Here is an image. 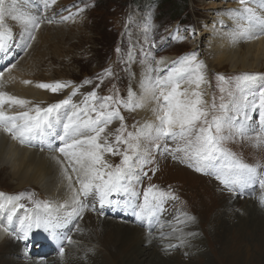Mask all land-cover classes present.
<instances>
[{
	"label": "rangeland",
	"instance_id": "374dc122",
	"mask_svg": "<svg viewBox=\"0 0 264 264\" xmlns=\"http://www.w3.org/2000/svg\"><path fill=\"white\" fill-rule=\"evenodd\" d=\"M12 1L13 0H7L8 3ZM231 1L236 2V0H188L185 3L187 4L186 7L182 10L178 9V5L175 3L176 0H165V2H163V0H62L60 4L58 3L57 5L48 7L51 16L45 15V17L52 19V24H61L64 26L63 29H61L62 27L51 26L52 28L49 27L51 30L46 31V33L42 35L38 33L39 29L36 30L34 33L35 39L30 41L31 46L27 48H25L27 35L23 32L24 28L22 27V23L14 21L8 16L5 22L6 25L11 28L12 35L6 40V43L9 46L8 48H10L9 53L15 52L16 55L15 58L0 65V73L9 74L13 77L14 70L11 65L17 64L19 59L23 56L27 57L28 54H32L31 56H33V50L37 46L34 56L31 58L30 55H28V58L33 64L39 62L37 65L38 68L35 67L33 69L35 72L32 73V76L35 77L36 80L29 78H25V80H32L33 83L38 84L41 82L55 81L72 82L69 87L57 93L46 90L50 95L49 97H51V101L49 100L48 105L68 97L72 92L73 86H79V91L75 96H72V100L75 104H81L85 94L94 89L100 97L112 95L127 99L128 88L129 85H131V78L133 76L132 73L135 74L142 70L143 65L148 64V62L154 63L158 58H162L166 54H173L176 57L175 60H178L188 54L195 53L198 54L196 60L203 63L202 71L206 78L204 86L209 85V94L211 95H209V104H211L214 98L218 107L222 102L221 96L223 95V102L230 106L229 114H235L233 101H235V104H239L242 107L243 95L247 94L246 91L242 93L237 89L236 78L244 73L259 74V76L264 77V68L262 70L241 69L235 71L229 69L228 66L218 68L213 61L210 60V55L212 54L211 52L209 53L208 43L206 41V38L209 37L206 29L216 24L213 22L216 20L213 14H217L219 9L225 11L231 10L228 5V2ZM252 1L256 4V8L261 6L264 7V0ZM9 5L10 4H6V6L12 10V14H24L21 13V11H23L22 7L17 6L14 8L11 6L9 7ZM222 5L224 8L221 7ZM77 9H82V11L74 15L72 19H61V17L68 16L70 12L75 14ZM45 22H47V19H45ZM254 30L258 33L262 32L259 26L254 28L253 31ZM260 35L264 36V34ZM257 36L259 37V35ZM117 49H119V51H117ZM43 51L45 52L43 53ZM6 52L7 51L3 52V55ZM24 53L26 55H23ZM36 55L39 57V61L33 60ZM42 56H45L43 61ZM131 59H134V61L132 62ZM26 61H28V59L25 60V65L28 63ZM28 65L32 66L31 63ZM106 69H111L112 74L110 76L104 75V70ZM6 71L7 73H5ZM154 71L158 74L157 69ZM138 75L139 74H137V77ZM221 75L229 81L222 85L226 89L224 93L220 91L221 81L219 80V76ZM22 77L24 79V76ZM0 78H3V76H0ZM86 79L90 80L91 83H83ZM7 83L11 82L8 81ZM97 85H99V87H97ZM262 85L264 86V79H258L257 86ZM232 86L234 88H232ZM201 89H203V87H201ZM234 90H236L235 96H229L228 91L233 93L235 92ZM255 90L256 89H253V91ZM230 97L232 98L231 100H229ZM40 100L46 102V96L45 99L40 98ZM40 106L43 107L44 104H40ZM143 107L144 106L137 107L131 110L124 107L120 108V113L124 117L123 123L128 132H135L137 129L144 126L142 123V118L145 113ZM216 112L220 111L217 110ZM250 114L254 117L256 116L255 113L250 112ZM153 118L156 119V114L153 115ZM256 124H258V122ZM120 126L121 121L116 119L112 130L107 131V137H111L112 134L114 137L113 140L109 142L115 141L116 130L120 128ZM248 128V135L251 139L236 138L227 140L224 146L243 162L251 165H259L260 171L264 172V143H261L259 147L255 146L252 151L248 145L249 141L255 140L256 133H262V136H264V132L257 127L254 129L251 123L248 125ZM148 131V129L145 130V137L141 139V145L146 141V143L143 144L145 146L144 151H139L140 155L134 154L133 159L135 161L137 156L141 159V162H139V169L136 167L135 171L132 170L133 174L137 173L133 178L140 176L141 182L131 186L135 189L138 188L137 191L141 193L142 197L143 190L150 185L151 180L157 179L166 185H170V183L175 184L177 187L171 186L170 190L178 191V194L176 195L177 199H168L163 205L164 212L156 216V220L164 221L167 219L166 229L161 233H155V228L159 229V222L157 221L153 223L148 220H144L142 223L133 221L130 224H135L150 235L151 238H154L157 245H159L160 248L162 247L161 249L157 248L161 253H177L172 258L176 263L244 264L249 257L251 263L264 264V188H261L259 183L256 182L236 186L233 191H229L214 175L196 172L193 167L188 166V162H182L179 159L174 160L170 154L157 152L155 148H150L149 146L153 141L148 137ZM163 143H165V141H163L162 144ZM167 143L171 147L176 146L172 141H167ZM124 147V145H120L121 149ZM149 150L151 151L150 156L148 155ZM106 154L108 156H104V160L107 161V163L114 166L121 163V155ZM245 154L248 156L247 158L243 157ZM159 155L160 157L162 156V161ZM145 159L149 162L144 163ZM163 162L164 165L162 167ZM182 165L185 166L188 171L181 168ZM153 170H155L154 174ZM143 172H147V176H143ZM8 176L9 172L7 169H0V189L12 192L15 183L12 177ZM74 186L77 188L79 187V185L75 183ZM23 187H21L23 190L17 189L18 194L25 200V202L24 200L22 202L23 207L26 206L32 209L33 201H35L36 198L39 199V195L40 197L42 196L39 201H42L44 197L47 198V195L44 192L42 193L41 189L37 188L35 185H26ZM26 191L27 194L31 196V200L28 198L29 196L26 197ZM46 201L51 202L49 199ZM86 202L88 203V201ZM52 204L54 205L56 203ZM55 206L56 211L59 204ZM66 208L59 207L57 213L65 215L64 212ZM27 211L29 212V210ZM84 212L85 214H95L90 207L86 208ZM185 213L195 219L186 225L178 224L177 217L183 220ZM87 218H89L93 224V233L95 235L98 231V217L95 218L89 215ZM53 219L55 221L56 217ZM85 221L83 223H85ZM65 228L64 231L66 236H71L72 238L71 243L67 240L55 241L49 232L41 228L40 231L36 233V238L32 242L28 241V245L36 241L32 244V247H34L33 256H29V253H31L30 250H28V253L26 252V247L23 248V251H25L26 255L31 259L25 257L23 254H14L15 256L17 255V260L22 261L23 258H26L23 259L22 263L18 264H25L27 259H33L31 262L32 264H59L60 258L63 257L65 258H63L62 262L66 261V264H68V260L71 258L70 254L74 251L70 250L69 252V247L78 243L75 237L78 231L75 222L70 223L69 226ZM181 230L184 232L183 234L180 233ZM223 230L225 231L223 232ZM55 231L58 230L55 229ZM7 233L9 234L6 240L7 244L0 246V264H12L7 255L4 256L5 250L10 249L9 246L14 244L19 243L23 246L22 243H24L23 240L17 238L19 231L17 233L14 231H9ZM169 236L170 241L167 239ZM182 237H185V240L178 241ZM95 240L96 241H93L92 244L98 247L101 246L102 248L103 246L100 243L99 236H97ZM168 241L171 242V246H162L169 243ZM57 243L64 244L61 246L64 248L63 255L58 254L60 253L59 249L54 247ZM187 245L189 246L190 252L187 251ZM198 252L204 253L200 256H196V259L194 256V260H192L190 258L192 254L198 255ZM104 253L107 254V251L105 250ZM167 257L169 258L170 256ZM35 260L38 262H33ZM104 261L106 260L104 259ZM146 263L147 260L142 264ZM115 264H117V262H115ZM129 264L140 263L135 260H129Z\"/></svg>",
	"mask_w": 264,
	"mask_h": 264
},
{
	"label": "snow or ice",
	"instance_id": "6c2138e0",
	"mask_svg": "<svg viewBox=\"0 0 264 264\" xmlns=\"http://www.w3.org/2000/svg\"><path fill=\"white\" fill-rule=\"evenodd\" d=\"M52 2L54 3L55 0ZM44 3L47 7L49 0H44ZM239 3L242 6L240 19L243 26L237 35L251 40L259 34H264V16L258 15L253 8L248 7V0H239ZM81 11L82 9H77L75 14L70 12L61 19H72ZM8 16L24 25L23 32L27 35L25 48L31 46L30 41L35 39V31L41 27L45 19L48 23L53 22L52 19L42 15L12 14V10L6 6V0H0V50L5 49V42L12 34L11 28L5 22ZM257 26L262 32L253 31ZM202 69L203 63L198 62L196 54L192 53L173 61L165 76L152 77L149 74L144 81V91L155 101L156 106L153 111L156 114V122L146 124L135 132L127 131L123 123L124 117L120 113L121 107L131 110L143 106L142 100L137 99L131 89L127 99L112 95L100 97L94 89L85 94L81 104H75L72 96L77 94L79 86H73L71 94L63 100L47 107L37 104L27 111L15 114H8L4 110V105L24 107L29 101L0 91V132L10 136L12 140L18 141L21 145H31L37 140L44 144L54 125L61 128L55 135V139L60 142L59 146L56 149H53L51 143L47 146L50 150L61 154L53 158L61 165L72 193L71 210L62 218L57 216L55 223L53 213L56 206L48 201H33V208L20 221L17 238L27 240L33 228H42L49 232L53 239H58L60 237L54 229L59 223H70L75 218L81 217L84 210L89 207L96 211L97 205L103 209L113 203H120L114 201L112 197L121 194L125 197L123 207L131 208L137 219L141 221H151L158 213L162 214L164 203L168 199H177L174 193L161 190L156 185H148L143 190L141 198V193L131 186L133 179L136 183L141 182V177L133 178L131 171L134 154L139 153L141 149V139L145 135V129L149 130L147 135L153 141L150 148L170 154L174 160L188 162V166L193 167L196 172L214 175L229 191H233L236 186L256 182L264 188V172L260 171V166L243 162L224 146L227 140L251 139L248 135L250 123L258 122L259 128L264 132V86H257V80L264 77L259 74L244 73L236 78L237 89L242 93L246 91L247 94L243 95L242 107L233 101L235 114H229L230 106L223 102V95L218 107L214 98L211 104L204 99V93L200 90L201 85L206 82ZM111 74V69L104 70V75ZM219 80L220 91L224 93L226 89L222 85L228 83V80L222 75L219 76ZM83 83H91V81L86 79ZM182 83H187L190 88L192 85L195 87L191 90L182 88ZM71 84L72 82L62 81L41 82L37 87L57 93ZM228 95L233 96V93L228 91ZM68 109L71 110L61 114V110ZM217 110L222 115H216ZM250 112L255 113L256 116L254 117ZM115 119L121 121V126L116 130L115 141L109 142L102 134ZM159 141L165 143H158ZM167 141H172L176 146L171 147ZM261 143H264V136L256 133L254 146L259 147ZM120 145L125 147L121 149ZM105 153L121 155V163L115 166L107 163L104 160ZM148 155H151L150 150ZM61 156L67 160V166ZM148 162L145 159L144 163ZM69 168L76 173L75 184L79 185L78 188L73 184ZM143 176H147V172H143ZM28 198L31 200L30 195ZM89 198L91 204L86 203ZM60 207L68 206L65 204ZM194 219L185 213L183 220L177 217V223L186 225ZM9 227H11V217H9ZM9 227H5L4 230L7 232ZM64 239L69 243L72 242L71 236ZM59 251L63 255L64 248L61 247Z\"/></svg>",
	"mask_w": 264,
	"mask_h": 264
},
{
	"label": "bare ground",
	"instance_id": "6f19581e",
	"mask_svg": "<svg viewBox=\"0 0 264 264\" xmlns=\"http://www.w3.org/2000/svg\"><path fill=\"white\" fill-rule=\"evenodd\" d=\"M61 1L62 0H55V2L53 3L52 0H49L47 7L45 6L44 0H13L11 3H8L6 0V4H10L9 7L11 6L14 8H16L17 6L22 7L23 11H21V13H24L25 15H33V16L42 15L45 17V15H50L49 14L50 10H48V7H52L53 5H57L58 3L60 4ZM231 2H228L229 8H231V10L225 11L223 9H219L217 14H213L214 17L216 18V20L213 22L216 24L211 25V27L206 29L207 34L209 35V37L206 38V41L208 43L207 45L209 48V53L211 52L212 54L210 55V60H212L213 63L218 68L228 66L229 69H232L235 71L241 70V69L243 70H255V69L260 70L261 69L262 70L264 68V36L259 34V37L256 36L254 39L247 40L237 35L239 30L243 26L241 23V19H240L242 15L240 12L242 6L239 3V0H236V2H232V3ZM247 6L253 8L254 11H256L258 15L264 16V7L261 6V7L256 8V4H254L252 0H248ZM221 7L224 8L223 5ZM221 7H217V8H221ZM51 26L52 27L54 26L62 27L61 29H63L64 27L59 23L52 24V23L44 22L41 25V28H39L38 33H40L41 35L45 34L46 31L51 30L49 28ZM22 27L24 28L23 24H22ZM54 29H57V28H54ZM254 32H257V31L254 30ZM6 42H5L6 44L5 49L0 50V55H1L0 65H2L4 62L7 63V61H10L12 58H15V55H16L15 52L9 53L10 48H8L9 46ZM35 49H37V46L35 47ZM35 49L33 50L34 51L33 56L36 51ZM5 51L7 52L3 55V52ZM44 52L45 51H43V53ZM23 55H26V54L24 53ZM28 55L27 57H24V56L22 58L20 57L21 59H19L17 64H15V67H13V70H14L13 77H11L9 74H2L3 78H0V91L6 92L9 95L16 96L18 98H22V99L29 101V104L24 107H21L19 105H12L11 107H9L8 105H4V110L8 114H15L18 112L27 111L28 108L34 105H37V104L38 105L44 104V106L47 107L49 100L51 101V97H49L50 95L48 94V91H46V89L37 87L38 83H33L32 80H28V79L25 80V78L36 80L35 77L32 76L33 75L32 73L35 72L33 71V69L37 67L39 63L38 62L37 64H33L31 60L28 58ZM31 55L30 57L32 58L33 56ZM197 56L198 54H196V57ZM42 57H43L42 59L43 61L45 56H42ZM175 58L176 57L173 54H166L162 58L161 57L158 58L157 61L154 63L148 62V64L143 65V69L140 70L139 72L135 74L132 73L133 76L131 78L130 87L135 93L136 98L139 100H142V103L144 106L143 108L145 110V113L142 118L143 119L142 123L144 125L154 124L156 122V119L153 118V115L155 114L153 109L155 108L156 104H155V101L151 99L150 94L145 93L144 81L149 74H151L152 77H155L157 75L161 77L165 76L167 74V71L171 67L172 62L177 61L175 60ZM26 59H28V61H26L28 63H26L25 65ZM33 60L39 61L40 59L36 55V57H34ZM131 60L132 62L134 61V59H131ZM29 63H31L32 66H29L28 65ZM133 67H134V63H133ZM156 69L158 71V74L154 71ZM5 73H7V71ZM137 74H139L138 77H137ZM22 76H24V79ZM8 81L11 83H7ZM24 81H30V83H24ZM205 83L201 85L203 89H201V87L200 89L204 94L206 92V94L204 95V99L209 102V99H210L209 85L204 86ZM181 87L189 88L191 90V88L195 86L192 85L190 88V86L187 83H182ZM45 96H46V102L41 101L40 98L45 99ZM37 100L39 103L37 102ZM70 110L71 109L61 110V114L63 115L65 111H70ZM114 121L115 120H113V122L108 125L107 129L112 128V125H114ZM251 124L254 129H256V127L259 128L257 126L258 124L256 123H251ZM60 130H61L60 127L54 125L51 131V134L49 135L48 139L45 141L44 144H41L39 140H37L33 142L31 145L29 144L21 145L19 144L18 141L12 140L10 136L6 135L3 132H0V169L2 168L7 169L9 172V176L12 177L13 182L15 183L14 190L12 191L13 194L14 193L18 194L17 189H21V187L23 186L35 185L37 188L41 189L42 193L44 192L47 195V199L51 201L50 203L59 204L57 210L59 209L60 205H65L64 203H67V206H68L71 203V195H72L71 190L68 187V180L63 175L61 165L58 164L56 159L53 158L55 156H60L61 154L58 151L50 150L49 147L47 146L48 143L52 144L53 149H56L59 146L60 142L55 139V135ZM103 136H106V134L103 133ZM111 138H107L108 141L112 140ZM101 142H103V140ZM254 143H255V140L248 142V145L251 151L254 150V147H255ZM144 149H145V146L141 145L140 152L144 151ZM137 155H140V153H137ZM61 159L65 160V166H67L68 164L67 160L63 158L62 156H61ZM140 161L141 160L139 159L138 156L135 158V161L133 160L132 170L135 171L136 167H139L138 163ZM69 174L73 177V184H74L76 173L72 172L71 168H69ZM132 174L133 173L131 171V175ZM13 194H10L8 192H3V190L0 189V246L7 244L6 240L9 237V234L4 229L5 227H9V217H11V227H9V230L16 229L17 231H19L20 221L24 219L27 213L29 214V212L25 210L23 206L20 204L17 198V195H13ZM112 199L114 201H120V203H113L112 205L105 206L103 209H100L99 206L97 205V212H101V211L111 212L112 215L114 216L116 214H122V213L125 215H129V213L126 210H123L124 209L123 201L125 199L123 194L118 195V196H113ZM89 201L92 202L91 198H89L88 200V203L91 204ZM71 207L72 206H70V208H66L64 213H66L67 211H70ZM57 210L54 211L53 218L57 216L63 217L64 215L58 214ZM76 221H77V218L72 220L70 223H73V222L76 223ZM98 221H99L98 228H97L98 231L96 232L95 235L93 233L94 231L93 224L89 218H87L84 224L79 226V229L77 230L78 232L75 236L76 239L78 240V243L76 245H72L71 247H69V252L70 250H74V251L71 252L70 254L71 258L68 260V264H115V262H117V264H125V263L129 264V260H133V261L135 260L139 262L140 264H142L145 260H147L146 264H180V263H176L172 259L173 256H175L177 253L176 254L161 253L160 250H157V248L161 249L162 247L160 248V246L157 245L155 239L151 238L150 235H148L143 229L136 226L135 224L132 225L128 222H124L122 221L121 218H108L107 217L106 219H102L101 216H98ZM70 223H67V224L59 223L55 227V229L58 231H55V229L54 231L60 237L58 239H55V241L66 240L64 239V237H67L64 230L66 229L65 227H68ZM16 230L14 231L16 232ZM39 231L40 229L33 228L29 238L27 240H23L24 241V243H22L23 246L17 243L12 246H9L10 249L5 250L4 256L7 255V257L10 259L9 260L10 263L18 264V263H22L23 259H26V258H23V259L21 258L22 261L17 260V255L16 256L14 255L17 253L19 255L23 254L25 255V257H28L26 255V252L29 253L28 250H30L32 254L29 253V256L30 257L33 256L34 247H32V244H34L36 241L33 243H30L29 245H28V241L32 242L36 238V233H38ZM224 231L225 230H223V232ZM157 232H159V230ZM180 233L183 234L184 232L181 230ZM97 236H99L100 238L101 242L100 241L99 242L102 244L103 246L102 248L101 246L98 247L92 244L93 241H96L95 239L97 238ZM167 239L170 241V236ZM184 240H185V237L184 238L182 237L178 241H184ZM62 245L64 244L57 243L55 244L54 247L56 249H60ZM162 246L164 247L171 246V242L166 243V245H162ZM190 246L193 247L192 245ZM25 247H26V252L23 251V248ZM105 250L107 251V254L104 253ZM187 251H189V246L187 248ZM203 253L204 252H201V253L198 252V255L192 254V257L190 258L194 260V256L196 259V256H200ZM167 256H170V257L168 258ZM63 258H60V263L66 264V261L62 262ZM30 259H27V261H25V264L26 263L30 264L33 260V259L30 260ZM104 259L106 261H104ZM33 262L37 263L38 261L36 262L35 260ZM245 263L246 264H257L254 262L251 263L249 261V257L246 259Z\"/></svg>",
	"mask_w": 264,
	"mask_h": 264
},
{
	"label": "trees",
	"instance_id": "16d2710c",
	"mask_svg": "<svg viewBox=\"0 0 264 264\" xmlns=\"http://www.w3.org/2000/svg\"><path fill=\"white\" fill-rule=\"evenodd\" d=\"M175 1V0H174ZM188 0H176V5H178V9L184 10L187 4H185ZM165 2V0H163ZM171 3V2H170ZM172 5V4H171ZM181 7V8H180Z\"/></svg>",
	"mask_w": 264,
	"mask_h": 264
}]
</instances>
